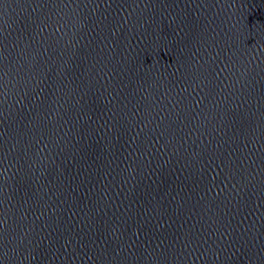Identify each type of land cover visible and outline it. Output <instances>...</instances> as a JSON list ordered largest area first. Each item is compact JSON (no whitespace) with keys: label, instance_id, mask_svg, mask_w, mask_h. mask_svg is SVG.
<instances>
[{"label":"water","instance_id":"95a60500","mask_svg":"<svg viewBox=\"0 0 264 264\" xmlns=\"http://www.w3.org/2000/svg\"><path fill=\"white\" fill-rule=\"evenodd\" d=\"M0 264H264V0H0Z\"/></svg>","mask_w":264,"mask_h":264}]
</instances>
